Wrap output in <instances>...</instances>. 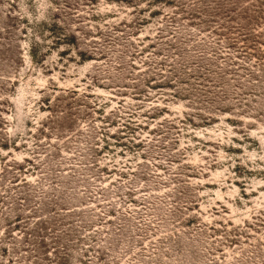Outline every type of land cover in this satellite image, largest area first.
Wrapping results in <instances>:
<instances>
[{
	"label": "rangeland",
	"instance_id": "374dc122",
	"mask_svg": "<svg viewBox=\"0 0 264 264\" xmlns=\"http://www.w3.org/2000/svg\"><path fill=\"white\" fill-rule=\"evenodd\" d=\"M0 264H264V0H0Z\"/></svg>",
	"mask_w": 264,
	"mask_h": 264
}]
</instances>
